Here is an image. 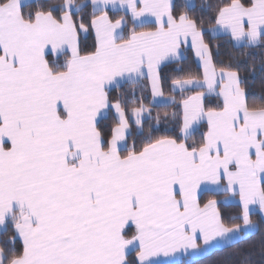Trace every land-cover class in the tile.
<instances>
[{
	"label": "snow or ice",
	"instance_id": "6c2138e0",
	"mask_svg": "<svg viewBox=\"0 0 264 264\" xmlns=\"http://www.w3.org/2000/svg\"><path fill=\"white\" fill-rule=\"evenodd\" d=\"M264 264V0H0V264Z\"/></svg>",
	"mask_w": 264,
	"mask_h": 264
},
{
	"label": "trees",
	"instance_id": "16d2710c",
	"mask_svg": "<svg viewBox=\"0 0 264 264\" xmlns=\"http://www.w3.org/2000/svg\"><path fill=\"white\" fill-rule=\"evenodd\" d=\"M201 264H206V261H202Z\"/></svg>",
	"mask_w": 264,
	"mask_h": 264
}]
</instances>
